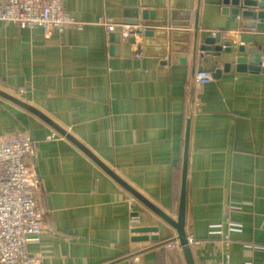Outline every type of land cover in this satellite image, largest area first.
I'll use <instances>...</instances> for the list:
<instances>
[{
	"label": "crops",
	"instance_id": "0c3cea01",
	"mask_svg": "<svg viewBox=\"0 0 264 264\" xmlns=\"http://www.w3.org/2000/svg\"><path fill=\"white\" fill-rule=\"evenodd\" d=\"M63 5L79 23L63 33L0 22V92L41 112L174 220L189 133L185 230L195 264H264V28L250 27L224 0ZM144 10L155 20H144ZM105 17L150 24L153 35L133 44L107 33L99 25ZM212 39L220 51L207 45ZM203 71L213 80L198 86ZM15 132L38 143L26 163L41 186L43 232L28 245L40 264H187L180 246L166 247L178 241L172 226L52 126L0 95V137ZM230 223L241 230L229 232ZM217 224L228 248L209 233ZM149 227L159 231L133 233Z\"/></svg>",
	"mask_w": 264,
	"mask_h": 264
},
{
	"label": "built area",
	"instance_id": "2783aa9c",
	"mask_svg": "<svg viewBox=\"0 0 264 264\" xmlns=\"http://www.w3.org/2000/svg\"><path fill=\"white\" fill-rule=\"evenodd\" d=\"M0 22L21 29L40 28L46 36L79 26L65 10L63 0H6L0 4ZM99 25L107 33L120 32L125 40L134 38V44L140 43L145 32L154 28L147 23L122 22L107 17L102 18ZM210 35L216 38L215 33ZM212 80V75L204 71L195 76L198 86ZM48 139L52 140L54 136ZM37 147L38 143L25 133L15 132L0 137V264L41 263L40 258L31 256L28 251V245L43 232L44 211L38 201L40 180L26 163ZM237 230H241V226L228 224L229 232ZM209 233L220 237L227 248L230 246V238L222 224L210 226ZM188 242L191 246L195 244L192 236H188ZM179 246L178 241L166 244L168 249Z\"/></svg>",
	"mask_w": 264,
	"mask_h": 264
},
{
	"label": "water",
	"instance_id": "95a60500",
	"mask_svg": "<svg viewBox=\"0 0 264 264\" xmlns=\"http://www.w3.org/2000/svg\"><path fill=\"white\" fill-rule=\"evenodd\" d=\"M224 5L227 8H232L233 13L236 16L242 15L244 18L250 19L249 26L252 28L263 29L264 28V2H258V0H224ZM156 14L149 10H144L142 12V18L144 20H155ZM153 35V30H148L145 32L144 36L149 37ZM134 44V38L129 40ZM207 45H213L216 47L215 40L212 39L211 42H207ZM209 52V47L206 46ZM214 47L211 50H215ZM222 49L221 46L216 47V50L220 51ZM255 50H252L253 54ZM209 55V54H208ZM262 59V57L260 58ZM240 65L238 66L239 70H245L247 63L246 58H239ZM250 69H258L255 66H251ZM0 95L4 98L18 104L19 106L29 110L33 114H36L39 118L45 121L47 124L52 126L57 132L61 135L65 136L68 140L73 142L79 149H81L85 154H87L93 162H95L108 176H110L113 180H115L119 185H121L125 190H127L137 201L142 203L145 207L151 210L155 215H157L161 220L166 222L168 225L172 226L178 233L177 240L180 244V247L183 250L184 257L187 264H195L193 258L192 247L188 242L187 233L185 230V221H186V186H187V174H188V156H189V133H187L186 141H185V151H184V162H183V175H182V188H181V196L180 203L178 209V217L177 220L172 219L169 215L162 212L158 207L148 201L143 195H141L137 190L127 184L122 178H120L113 170H111L108 166H106L99 158H97L92 152H90L85 146H83L80 142H78L72 135L68 134L65 130L54 124L49 118L44 116L41 112L35 110L34 108L22 103L16 98H13L7 94L0 92ZM133 216L138 217L137 213L133 214ZM159 228L157 227H149V228H134L133 233L138 235H147L150 233H157ZM142 241H148L150 238L148 236H141L137 238ZM153 240L158 239L157 237L151 238Z\"/></svg>",
	"mask_w": 264,
	"mask_h": 264
}]
</instances>
